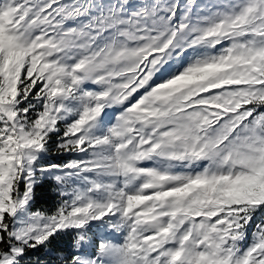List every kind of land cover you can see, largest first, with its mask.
<instances>
[{
    "label": "snow or ice",
    "instance_id": "1",
    "mask_svg": "<svg viewBox=\"0 0 264 264\" xmlns=\"http://www.w3.org/2000/svg\"><path fill=\"white\" fill-rule=\"evenodd\" d=\"M0 264H264V0H0Z\"/></svg>",
    "mask_w": 264,
    "mask_h": 264
},
{
    "label": "trees",
    "instance_id": "2",
    "mask_svg": "<svg viewBox=\"0 0 264 264\" xmlns=\"http://www.w3.org/2000/svg\"><path fill=\"white\" fill-rule=\"evenodd\" d=\"M41 199L39 201L40 206L48 207L54 201V196L51 193V190H41L40 192Z\"/></svg>",
    "mask_w": 264,
    "mask_h": 264
},
{
    "label": "rangeland",
    "instance_id": "3",
    "mask_svg": "<svg viewBox=\"0 0 264 264\" xmlns=\"http://www.w3.org/2000/svg\"><path fill=\"white\" fill-rule=\"evenodd\" d=\"M250 239H251V236H250V234H249V237H248L249 242H250Z\"/></svg>",
    "mask_w": 264,
    "mask_h": 264
}]
</instances>
